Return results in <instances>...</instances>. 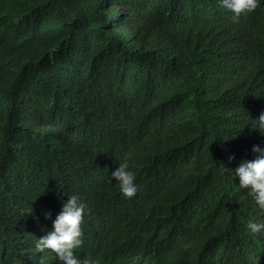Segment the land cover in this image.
Here are the masks:
<instances>
[{"label": "trees", "instance_id": "16d2710c", "mask_svg": "<svg viewBox=\"0 0 264 264\" xmlns=\"http://www.w3.org/2000/svg\"><path fill=\"white\" fill-rule=\"evenodd\" d=\"M139 12L185 46L183 58L166 63L154 33H128L125 18ZM0 50V264H62L35 245L72 195L92 209L75 254L100 264H264V232L247 229L264 210L235 175L254 146L264 149L254 129L264 113L263 10L234 22L217 0H0ZM131 56L176 80L162 102L147 100L151 124L124 108L88 134L45 111L76 60L94 69ZM234 68L235 83L211 86L213 72L220 81ZM82 86L71 104L85 100ZM124 162L140 186L132 199L110 182Z\"/></svg>", "mask_w": 264, "mask_h": 264}, {"label": "clouds", "instance_id": "9594fccd", "mask_svg": "<svg viewBox=\"0 0 264 264\" xmlns=\"http://www.w3.org/2000/svg\"><path fill=\"white\" fill-rule=\"evenodd\" d=\"M218 6L223 13L230 15L234 22H239V18L259 10L264 11V0H217ZM108 18L112 15V7H108ZM139 17L125 18L129 20L128 33L137 29L140 34L154 33L155 47L152 50L166 63H174L177 53L185 55V46L179 44L177 39L173 37L161 25L154 23L151 17L145 12H139ZM121 22L118 21V26ZM174 39V40H173ZM232 43V39L224 41L222 46L227 47ZM177 45V46H176ZM179 47L178 50L175 48ZM184 51V52H183ZM3 52L0 50V55ZM177 54V55H174ZM92 61L76 60L73 68L66 75L61 86L51 90L48 96L51 103L47 106L46 112H53L56 117L63 121H59L57 126L67 125L68 129L73 132L94 133L102 130L109 122V119L119 113L122 109L127 108L134 115L143 120L147 125L151 124V119L145 117L146 103L150 99L155 103L162 102L163 96L172 88L175 79H171V83H167L157 72L158 65L154 59H143L137 56L131 57H113L112 61H103L101 67L97 66L93 69ZM55 65V61L52 63ZM208 65L204 70H206ZM224 64H221L223 67ZM203 70V71H204ZM202 71V72H203ZM96 73H99L98 78ZM220 72H217L219 74ZM200 75V74H199ZM211 86L217 90L219 84H232L237 80V70L229 72L225 76V80H217L214 72L211 74ZM201 79V75H200ZM83 84V94L85 100L78 105L71 102L75 100V91L78 85ZM204 92V96L212 98V94ZM232 89L224 91L231 95ZM64 100L67 102L64 107L57 101ZM63 109L65 119H62L59 111ZM42 113H28L26 115H40ZM258 129L264 134V113H261L258 119ZM253 152L258 153L254 160L243 161L235 170V175L240 178V188L250 189L248 193L251 195L256 204L264 210V149L258 145L253 147ZM249 153V149L245 151L241 158ZM236 155L230 156V161L236 159ZM110 182L116 183L117 190L124 199H132L140 190V186L136 184V176L127 162L113 165L110 168ZM84 214L89 218L92 209L83 196L72 195L59 215L53 222L54 231L49 232L46 236L38 239L35 245L37 253H43L50 250L51 256H55L62 264H100L96 260H90L82 257L80 252L75 254V250L83 246ZM51 213H46V218H50ZM247 229L251 235L256 236L264 232V221L249 222Z\"/></svg>", "mask_w": 264, "mask_h": 264}, {"label": "bare ground", "instance_id": "6f19581e", "mask_svg": "<svg viewBox=\"0 0 264 264\" xmlns=\"http://www.w3.org/2000/svg\"><path fill=\"white\" fill-rule=\"evenodd\" d=\"M129 34H132V31Z\"/></svg>", "mask_w": 264, "mask_h": 264}]
</instances>
